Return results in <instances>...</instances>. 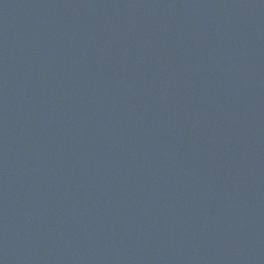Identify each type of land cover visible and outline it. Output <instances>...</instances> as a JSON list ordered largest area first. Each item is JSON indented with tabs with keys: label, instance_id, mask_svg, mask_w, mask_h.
Returning a JSON list of instances; mask_svg holds the SVG:
<instances>
[{
	"label": "water",
	"instance_id": "water-1",
	"mask_svg": "<svg viewBox=\"0 0 264 264\" xmlns=\"http://www.w3.org/2000/svg\"><path fill=\"white\" fill-rule=\"evenodd\" d=\"M0 264H264V0H0Z\"/></svg>",
	"mask_w": 264,
	"mask_h": 264
}]
</instances>
